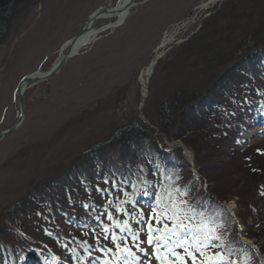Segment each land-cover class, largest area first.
I'll return each mask as SVG.
<instances>
[{
  "label": "rangeland",
  "instance_id": "obj_1",
  "mask_svg": "<svg viewBox=\"0 0 264 264\" xmlns=\"http://www.w3.org/2000/svg\"><path fill=\"white\" fill-rule=\"evenodd\" d=\"M109 2L30 0L20 6L10 34L0 43V130L12 127L18 120L16 88L23 76L52 68L65 55L64 44L80 32L91 14ZM117 2L112 0L111 7ZM234 4L239 9H233L232 13ZM134 6L123 25L102 32L92 45L68 59L54 77L25 90L24 122L14 133L0 139V210L34 184L64 171L74 156L109 137L132 116L140 115L146 105L143 99L150 95V88L162 86L173 59L187 55L192 61L198 59L197 51L202 47L193 45L192 49L193 41H190L197 32L209 35L211 39L207 42H214L209 56H223V61L232 57L239 41L256 26L264 0H135ZM223 12L227 13L224 20L214 21ZM108 22L107 18L99 19L95 27ZM228 24L230 27L226 28ZM161 52L151 76L145 79L149 93L144 92L141 76L154 55ZM222 60L212 61L210 65L215 67ZM196 66L200 68L201 62ZM225 127L224 123L220 133ZM234 141L225 143L224 157L229 156L227 163H234L236 168L227 166L223 177L234 178L241 164L248 173L262 176L264 126L253 123ZM164 144L171 149L182 144L181 148L186 149L181 140ZM246 150L249 152L244 155ZM188 155L187 170L194 175L195 158L191 152ZM204 164L209 166V171L212 168V173L222 175L209 157ZM252 168L257 171L251 172ZM204 183L207 184L206 180ZM202 190L207 191L206 187ZM262 192L264 186L259 189ZM258 199L264 206L261 194ZM201 202L210 208L207 202L202 199ZM226 205L235 214L241 207L237 198ZM236 220L240 239L258 245L264 243V230L254 225L251 217L245 222ZM260 231L261 236L243 237L245 232L259 234Z\"/></svg>",
  "mask_w": 264,
  "mask_h": 264
},
{
  "label": "trees",
  "instance_id": "obj_2",
  "mask_svg": "<svg viewBox=\"0 0 264 264\" xmlns=\"http://www.w3.org/2000/svg\"><path fill=\"white\" fill-rule=\"evenodd\" d=\"M29 1L0 0V43L10 34L17 10ZM233 9L239 8L234 4L232 13ZM262 9L257 15L256 26L250 27L232 57L228 56L225 61L223 56L208 55L214 43L207 42L211 39L209 35L194 34L190 41H193L192 47H202L197 51L201 58L197 56L198 59L192 61L187 55L173 59L162 86L150 88V95L143 99L146 105L140 115L132 116L109 137L74 156L64 171L39 181L20 198L7 203L0 210V264H13V255L20 248L25 249L26 256L34 261L44 262L48 257L52 263L56 260L52 257H59L61 261L74 264L73 253L63 247L65 243L76 249L79 241L87 240L94 253L98 247H111V243L103 238L93 239L89 229L97 228L96 235H100L92 217L103 211L108 199L115 200L117 196L121 200L127 199L122 192L111 188V182L104 183L106 178L112 177H127L137 185L136 189L125 187L124 191L138 201L134 206L129 203L125 207L132 213L142 210L145 219L152 211L154 199L134 194L145 187L140 181L158 185L164 177L171 175L179 186L189 190L190 199L201 208H206L201 199L212 210L216 203L223 206L237 198L241 207L235 216L242 222L251 217L253 224L263 231L264 206L258 196L261 194L259 189L264 186V174L256 177L241 164L234 178L223 177L227 166L236 168L234 163H227L229 156L228 159L224 157L225 143L235 142L250 117L264 115V7ZM220 15L217 14L214 21L224 20L227 13ZM229 27L230 24L226 26ZM215 60L222 62L213 67L210 63ZM199 62L200 68L196 66ZM216 66L222 68L216 70ZM151 81L154 82L153 78ZM224 123L226 127L220 133ZM176 140H181L194 155L197 167L194 175L187 170L190 157L184 149L178 144L169 149L164 144ZM208 157L215 167L218 165L222 175L212 173V168L209 171V166L204 164ZM97 187L108 191L98 192ZM203 187L207 191L202 190ZM146 202L150 203V209H145ZM85 203L94 205L96 212L86 211ZM262 231L259 234L245 232L243 237L261 236ZM227 232V238L234 241L232 247L237 257L246 253L264 261V243L254 244L257 253L240 239L239 226L233 215L227 217ZM140 239L146 240V236L142 234ZM142 247L148 249L146 243ZM42 250L44 255L40 254ZM80 254H83L82 249Z\"/></svg>",
  "mask_w": 264,
  "mask_h": 264
},
{
  "label": "snow or ice",
  "instance_id": "obj_3",
  "mask_svg": "<svg viewBox=\"0 0 264 264\" xmlns=\"http://www.w3.org/2000/svg\"><path fill=\"white\" fill-rule=\"evenodd\" d=\"M109 182L112 189L122 192L127 199L121 200L119 196L115 200L108 199L103 211L92 217L100 235H96L97 228L89 231L93 239L99 241L103 238L112 246L96 248L95 251L100 253L97 256L87 240L79 241L76 249L65 243L63 247L73 253L74 264H152L153 260L156 264H189V261L191 264H264L250 254L235 255L234 241L227 238V217L232 215L227 205L216 203L212 210L201 208L190 199L189 190L179 186L171 175L164 177L158 185L140 181L145 187L134 194L154 199L152 211L146 219L142 210L132 213L125 207L129 203L133 206L138 203L124 191L125 187L136 189L137 185L127 177L104 180L105 184ZM96 191L104 193L108 189L97 187ZM83 207L86 211L96 212L94 205L85 203ZM142 234L146 240L140 239ZM145 243L151 252L142 247ZM246 243L254 247L251 242ZM81 249L83 254H80ZM25 253V249H18L13 255V264H24ZM40 254L44 255V251ZM44 264H51L48 257H45Z\"/></svg>",
  "mask_w": 264,
  "mask_h": 264
},
{
  "label": "water",
  "instance_id": "obj_4",
  "mask_svg": "<svg viewBox=\"0 0 264 264\" xmlns=\"http://www.w3.org/2000/svg\"><path fill=\"white\" fill-rule=\"evenodd\" d=\"M120 1L121 0H118V2L116 3V6L111 7L112 0H110V2L107 5H105V7H101L99 9H97L93 14H91L87 18L85 23L83 24L82 28L80 29V32L78 34H76L75 37L71 38L70 40H68L64 44L62 50L64 48H66V50H65L66 53H65V55H63L61 57V59L52 68H50L48 71H45L44 73L38 71V72H33L31 74H27V75L23 76V78L18 82L17 88H16V96L19 98V108H20L18 120L14 123V125L12 127L4 129V130H0V138H4V136H7V135L14 133L15 130H17V128H19L22 125V123L24 122L25 111H26L25 97H24L25 90L28 87H33L35 84H37L39 82H45L48 79L54 77L57 73H59V71L64 67L65 62L68 59L74 57L76 54L79 53L78 51H75V52L73 51V47H74L75 43H77L78 40L81 37H83L86 33H88L90 30H93L99 19H103V18L106 19V17L108 16L106 14L110 15V14H116L117 12H119L120 7H118V5H119ZM134 5H135V0H129L127 2V4L124 5V7H126L127 9H130ZM100 30H102V29L98 28V31H100ZM162 53L163 52H161L160 54H155V56L152 58L153 60L151 61L150 65H149V69H150L149 77L151 76V73L153 72V70H152L153 66L158 61L157 58L159 56H161ZM147 87H148V83L146 84V90H145L148 93L149 91H148ZM147 93H146V95H147ZM180 146L182 147L183 145L181 144Z\"/></svg>",
  "mask_w": 264,
  "mask_h": 264
},
{
  "label": "bare ground",
  "instance_id": "obj_5",
  "mask_svg": "<svg viewBox=\"0 0 264 264\" xmlns=\"http://www.w3.org/2000/svg\"><path fill=\"white\" fill-rule=\"evenodd\" d=\"M128 1L129 0H121L119 2V5H118V7H120L119 12H117L116 14H110V15L106 14V15H108L106 18H110L111 23H107V25L103 26L102 28L100 27L102 29L100 31H98L97 27L94 28L93 30H90L83 37H81L77 43H75V45L73 47V51L74 52L75 51L80 52L82 49L86 48V46L93 44L96 41L95 40L96 37L99 36L102 32H105L107 29L117 28V26L123 25L126 22L128 16L131 14V10L134 7H136V6H133L130 9H127L126 7H124V5H126ZM219 1H221V0H219ZM103 19H105V18H103ZM65 50L66 49L64 48L63 52ZM78 54H76V55H78ZM149 75H150V69L148 66L141 76V81H142L144 87H146V84H147V81L145 79H147L149 77ZM144 92H146L145 89H144Z\"/></svg>",
  "mask_w": 264,
  "mask_h": 264
}]
</instances>
